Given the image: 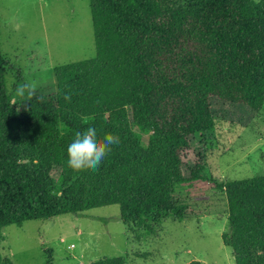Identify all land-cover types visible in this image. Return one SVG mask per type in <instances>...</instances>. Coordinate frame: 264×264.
I'll return each mask as SVG.
<instances>
[{"label":"trees","instance_id":"obj_1","mask_svg":"<svg viewBox=\"0 0 264 264\" xmlns=\"http://www.w3.org/2000/svg\"><path fill=\"white\" fill-rule=\"evenodd\" d=\"M88 10L94 55L54 67L53 91L14 105L0 53V231L108 204L142 234L166 216L189 217L182 186L207 178L199 160L183 172L175 139L213 127L211 88L264 100V0H88ZM88 126L120 143L98 170L74 172L67 147ZM208 180L224 196L219 236L232 264H264V173Z\"/></svg>","mask_w":264,"mask_h":264},{"label":"rangeland","instance_id":"obj_2","mask_svg":"<svg viewBox=\"0 0 264 264\" xmlns=\"http://www.w3.org/2000/svg\"><path fill=\"white\" fill-rule=\"evenodd\" d=\"M0 53L9 94L25 81H35L41 93L53 91L54 67L94 55L88 0H0ZM209 93L213 127L191 141L175 139L183 172L199 160L207 178L182 186L189 217L166 216L148 234L128 229L116 204L26 219L1 228L0 256L11 264H89L116 255L123 264H232L219 236L226 224L224 196L208 179L264 173V100L249 103L235 85Z\"/></svg>","mask_w":264,"mask_h":264},{"label":"clouds","instance_id":"obj_3","mask_svg":"<svg viewBox=\"0 0 264 264\" xmlns=\"http://www.w3.org/2000/svg\"><path fill=\"white\" fill-rule=\"evenodd\" d=\"M35 81L17 83L14 90L10 87L11 102L15 105L17 99L31 101L36 96ZM72 93L64 94V100L71 102ZM120 143L119 136L106 133L98 137L94 126L86 127L82 132L75 133L73 141L67 147V166L74 172L81 170H98L105 156L112 150L111 146Z\"/></svg>","mask_w":264,"mask_h":264}]
</instances>
